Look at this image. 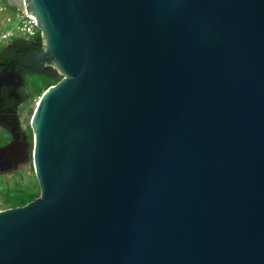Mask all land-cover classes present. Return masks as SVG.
<instances>
[{"label": "water", "instance_id": "obj_1", "mask_svg": "<svg viewBox=\"0 0 264 264\" xmlns=\"http://www.w3.org/2000/svg\"><path fill=\"white\" fill-rule=\"evenodd\" d=\"M26 3L62 80L0 264H264V0Z\"/></svg>", "mask_w": 264, "mask_h": 264}, {"label": "flooded vegetation", "instance_id": "obj_2", "mask_svg": "<svg viewBox=\"0 0 264 264\" xmlns=\"http://www.w3.org/2000/svg\"><path fill=\"white\" fill-rule=\"evenodd\" d=\"M5 49V54L0 50V149L8 150L0 153V176L13 174L32 151L31 126L29 132L22 127V115L30 98L29 80L56 70L53 64L42 67L37 63L38 54L44 50L43 40L18 38Z\"/></svg>", "mask_w": 264, "mask_h": 264}, {"label": "rangeland", "instance_id": "obj_3", "mask_svg": "<svg viewBox=\"0 0 264 264\" xmlns=\"http://www.w3.org/2000/svg\"><path fill=\"white\" fill-rule=\"evenodd\" d=\"M0 5L2 6H8L7 0H0ZM7 28H12L13 24H6ZM7 43L0 44V50L5 48ZM59 75V73H58ZM60 76V75H59ZM42 77L39 75L33 76L28 83L27 91L30 93V98L28 101V104L26 106L25 112L22 115V127L23 129H28L29 132V125L31 126V119L33 110L36 109V106L39 102V98L37 95L33 94L37 88L38 85L42 82ZM33 134V132H32ZM3 137V134L0 132V138ZM32 141H31V150L33 149L34 139L33 135ZM32 151L30 152L29 159L25 163H21L18 168L14 171L13 174L0 176V192L5 191L6 189H18L28 186H34L36 184L35 179V171L33 167L32 157H31ZM2 203V199H0V204ZM1 210H7V209H1Z\"/></svg>", "mask_w": 264, "mask_h": 264}, {"label": "built area", "instance_id": "obj_4", "mask_svg": "<svg viewBox=\"0 0 264 264\" xmlns=\"http://www.w3.org/2000/svg\"><path fill=\"white\" fill-rule=\"evenodd\" d=\"M26 5V0H22L16 9L0 5V44H9L18 38L29 40L41 37V29L37 27L35 18L27 15ZM8 23L13 27L7 28Z\"/></svg>", "mask_w": 264, "mask_h": 264}, {"label": "trees", "instance_id": "obj_5", "mask_svg": "<svg viewBox=\"0 0 264 264\" xmlns=\"http://www.w3.org/2000/svg\"><path fill=\"white\" fill-rule=\"evenodd\" d=\"M38 40H42L41 37L36 38ZM2 53H6V49H2ZM41 76L42 82L37 86L35 92L33 94L37 95L40 99L48 88L57 84L62 80V77L58 75L56 70L51 71L49 74H42ZM32 141V137L30 136V142ZM36 179V176H35ZM40 196V188L38 181L36 179V184L34 186H28L24 189H6L3 192H0V199H2V203L0 204L1 209H10L25 206L26 204L32 202L36 198Z\"/></svg>", "mask_w": 264, "mask_h": 264}]
</instances>
